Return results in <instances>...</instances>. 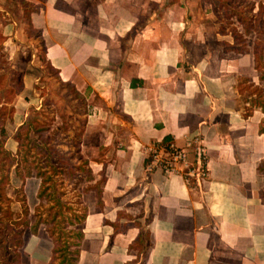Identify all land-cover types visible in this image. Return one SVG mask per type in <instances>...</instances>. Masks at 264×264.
<instances>
[{
	"label": "crops",
	"instance_id": "0c3cea01",
	"mask_svg": "<svg viewBox=\"0 0 264 264\" xmlns=\"http://www.w3.org/2000/svg\"><path fill=\"white\" fill-rule=\"evenodd\" d=\"M23 2L35 8L29 30L56 72L47 79L84 103L79 152L93 160L85 158L92 179L85 178L77 264H264L262 113L244 117L238 103L240 80L257 83L251 49L225 51L222 42L232 46L234 37L218 32L213 9L197 0ZM21 18L19 0H0L3 52L23 82L7 141L28 110L41 107L36 86L45 75ZM194 138L206 156L201 178L188 184L175 173L146 172L153 145L183 148ZM140 234L148 240L138 255L128 249ZM52 251L40 226L26 231L20 261L49 264Z\"/></svg>",
	"mask_w": 264,
	"mask_h": 264
},
{
	"label": "rangeland",
	"instance_id": "374dc122",
	"mask_svg": "<svg viewBox=\"0 0 264 264\" xmlns=\"http://www.w3.org/2000/svg\"><path fill=\"white\" fill-rule=\"evenodd\" d=\"M199 1H201L200 4ZM197 2L196 6H211L210 9H213L218 22V32L224 30L226 34L227 31L230 33V29L232 27L231 25L238 28L240 33L243 32L241 27L233 18L231 19L227 17L232 14V11L229 9L224 10L222 7L223 5L219 0H197ZM255 2H259V0H228L225 2V6H232V4H235L242 7L245 10L244 15L247 16L254 24L253 29L250 30L249 34H247L244 38L247 47L250 49L256 42V31H261V27L264 22V11L259 17H257V11H254V7L256 6ZM260 2L264 3V0H261ZM18 21L19 20H17V22ZM21 23L24 34L28 37V39L33 41L34 48L36 47V58L34 59V63L40 66V69H42L43 72L45 71V75L40 77L36 86L38 96L35 99L38 101L39 98H42L41 103H38V105L41 104V107L37 105L38 109H29L26 121L30 119H35L37 121V127L41 130L40 135L44 139L49 140L50 146L54 148V153L51 157V164L47 165L43 156L40 153L36 156L38 151L33 149L29 152V154H27L28 161L25 164L20 155H17V144L14 141H7V138L4 144L0 146V179L1 176L8 173L9 183L6 185V193L13 201L11 209L16 217H21L23 209H26L28 211L30 221L33 220L35 215H40L42 218L47 220L52 219L54 216L58 221H65L72 218L74 214L84 213L85 204L83 195L89 186L88 182L85 181V178L87 177L81 170H87L86 165L83 163H88L85 158L87 157L92 160L93 158L91 156H82L79 152L82 143V135L85 129L83 117L85 115L83 106L84 103L82 97H79V95L71 88H66L63 85H58L54 81H49L47 79L48 75L53 78L54 73L40 60V56H42L43 53L40 41L37 38L38 36L36 33H32L30 30H27L23 18H21ZM18 27L20 28L21 26ZM227 40L231 41L230 39ZM2 43L0 41V107L3 105L10 108V106L14 107L15 104L21 113L20 104L18 103L19 100L15 99L16 96L12 95L11 90H15L17 83L22 78V73L12 69V61L14 60L8 61L6 53L3 52L4 48ZM213 44L218 45L216 41L213 42ZM222 44H224L223 46L225 51H230V49H232L231 51L235 54H243L240 51L241 46L234 43V41L232 46H229L226 42H222ZM16 47L18 48L19 44H17ZM21 50L27 49L22 47ZM254 71L257 83H253L251 78L247 79L244 77L238 84L240 89V98L238 99V103L239 106L244 109L243 116L247 112H251L253 109H258L254 108L249 103L250 99L257 98L256 93L251 94L253 89L249 87V84L252 83L256 87L263 88L264 96L263 83L258 79L260 75H264V70L262 68L258 70L254 68ZM249 95L251 96L249 97ZM37 101L34 100L32 104H36ZM261 113L262 117L260 124L261 121L264 120V112L261 111ZM5 114L7 115L8 113L5 112ZM8 121L9 120H7L6 123ZM262 126L264 127V123ZM11 129L12 128L10 126L7 127L9 132ZM30 138L34 139V141L36 140V144L40 147L39 152H45L44 147L41 146L40 139H37L32 133L30 134ZM30 146H32V144H30ZM110 157L111 155L109 154V158ZM205 157L206 156L204 155V164ZM262 160H264V155ZM36 164L42 166L44 170H46L47 175L52 177V180L47 182L45 185L47 188L45 195H53L55 199L59 200V205L55 204L52 200L48 203H41V200L37 198L40 180L35 177L34 166ZM50 166H54L58 169L53 172ZM27 168L29 170L31 169V176L25 180L20 179V177L17 176L18 170L22 176H25L24 170ZM71 169L72 172L69 171ZM259 191L264 192V187ZM46 199H48V197H46ZM56 227L57 226H54V228ZM62 230L65 231V227H63ZM69 230H71L70 227L66 228V232ZM55 263L57 264L58 260Z\"/></svg>",
	"mask_w": 264,
	"mask_h": 264
},
{
	"label": "trees",
	"instance_id": "16d2710c",
	"mask_svg": "<svg viewBox=\"0 0 264 264\" xmlns=\"http://www.w3.org/2000/svg\"><path fill=\"white\" fill-rule=\"evenodd\" d=\"M222 3V7L224 10H231L232 14L227 16L228 18H233L236 23L241 27L242 33L238 31V29L231 25L230 32L234 37V43L239 44L241 46V52H248L246 41L244 40L245 36L249 34L250 30L253 29V23L250 19L244 15L245 10L242 7H239L235 4L232 6H225V2L228 0H219ZM19 3L22 7V18L25 22L27 30H29L31 26L30 15L35 11V8L24 3L23 0H19ZM264 11V3L259 2L257 4V17L261 15ZM257 35L256 42L253 44L251 48V54L253 56L254 68L256 70L262 68L264 70V22L261 27V31H256ZM1 43L4 42V37L0 34ZM42 48V56H40V60L45 63V66L50 68L49 64L45 59V48L43 41L39 40ZM3 44V43H2ZM240 52V53H241ZM54 74L55 71L52 70ZM259 81L263 83L264 86V75H260L258 77ZM249 82V81H248ZM251 83V82H250ZM133 86V83H132ZM253 92L251 94L256 93V99H250L249 103L254 107L260 109L264 112V96H263V88H259L254 86L252 83L249 84ZM23 89L22 78L17 83L15 90L12 91V95H18ZM240 93V89H238ZM251 95H249L250 97ZM5 105V104H4ZM14 107L1 105L0 107V146L4 144L5 140L8 138L7 132L5 129V123L7 120L12 121ZM8 113L7 115L5 114ZM250 112H247L244 117H248ZM36 120H28L25 121L19 128L17 129L16 134L13 137V140L17 144V155H20L22 161L27 163V154L33 149H36L38 153L43 156V159L47 165H50L51 157L54 153V148H52L49 144L48 139H44L40 132L41 130L37 127ZM264 120L261 121L259 126V134L264 136V127L262 124ZM36 136L37 139H40L41 146L44 147L45 152H39V145H37L36 140L30 138V134ZM32 144V146H30ZM30 146V147H29ZM86 166H88L87 162H83ZM18 167V164H17ZM51 170L55 172L58 168L54 166H50ZM35 169V177L40 180V185L38 188L37 198L41 200V203H48L49 201H54L55 204L59 205V200L55 199L53 195H45L46 191V183L52 180L51 176H48L46 170L39 164L34 166ZM257 170L262 174L264 179V160H261L258 164ZM25 176H22L20 171L18 170L17 176L20 179L25 180L31 176V169L28 168L24 170ZM72 172V169L69 170ZM85 173L87 178H91V172L87 168V170H81ZM92 179V178H91ZM103 182V179L100 180V183ZM9 183V175L8 173L1 176L0 179V264H22L20 261V253L19 250L24 246V235L26 231H30L32 234H36L37 229L40 226H43L47 235L51 238L53 242V251L52 257L50 259L49 264H56L55 262L58 260L57 264H77L79 258V245L84 238L83 232L81 230V225L85 220V214H74L72 218L68 220H56V217L53 216L52 219L47 220L42 218L40 215H35L33 220L30 221L28 211L23 209L21 217H16L14 212L11 209V205L13 201L8 197L6 193V185ZM24 183V181H23ZM53 187V186H51ZM97 189V187H95ZM87 191V189H86ZM48 197V199H46ZM45 198V200H44ZM97 203L99 206L101 203V192L96 191ZM259 199L261 203L264 204V192L259 191ZM54 226H57L54 228ZM65 227V231L62 228ZM71 228V230L66 232V228ZM148 240L147 234H140L133 242V244L129 247L128 251L137 249L138 255L144 253L147 248L146 241Z\"/></svg>",
	"mask_w": 264,
	"mask_h": 264
},
{
	"label": "built area",
	"instance_id": "2783aa9c",
	"mask_svg": "<svg viewBox=\"0 0 264 264\" xmlns=\"http://www.w3.org/2000/svg\"><path fill=\"white\" fill-rule=\"evenodd\" d=\"M190 154L193 157H190ZM146 172L160 170L164 175L178 174L186 183L198 180L204 175V151L197 138L188 140L183 148L173 143L156 144L150 149Z\"/></svg>",
	"mask_w": 264,
	"mask_h": 264
}]
</instances>
